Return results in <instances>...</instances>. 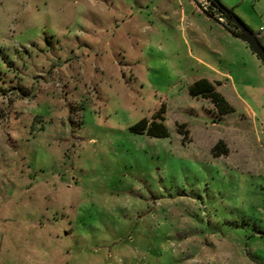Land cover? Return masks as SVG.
Returning <instances> with one entry per match:
<instances>
[{"label": "rangeland", "instance_id": "1", "mask_svg": "<svg viewBox=\"0 0 264 264\" xmlns=\"http://www.w3.org/2000/svg\"><path fill=\"white\" fill-rule=\"evenodd\" d=\"M221 1L264 44V0ZM205 9L0 0V264H264V64ZM209 65L226 115L188 92Z\"/></svg>", "mask_w": 264, "mask_h": 264}, {"label": "trees", "instance_id": "2", "mask_svg": "<svg viewBox=\"0 0 264 264\" xmlns=\"http://www.w3.org/2000/svg\"><path fill=\"white\" fill-rule=\"evenodd\" d=\"M209 1L216 8V12L221 13V15L226 18V21L233 25L234 28H230L228 26L227 27L235 35H239L243 31L237 24V20H240L243 25L248 26L234 11L233 7L225 5L221 0ZM205 11L212 17H214L216 13L206 9ZM259 39L261 40L260 37ZM188 92L193 97H202L209 99L212 102L217 113H219L220 115H226L234 110V106L229 102L224 94L217 89V83L211 81L207 77H201L192 81L188 85ZM165 112V104H162L159 109L152 114L151 118H148L146 116L141 118L133 126H131V130H133L134 132L146 133L154 137L168 136L169 129L165 123ZM178 130L184 134V137L189 134V129L186 127V123H180L178 125ZM228 151L229 149L224 139L222 138H220L212 147V152L214 155H220L222 153L227 154Z\"/></svg>", "mask_w": 264, "mask_h": 264}, {"label": "water", "instance_id": "3", "mask_svg": "<svg viewBox=\"0 0 264 264\" xmlns=\"http://www.w3.org/2000/svg\"><path fill=\"white\" fill-rule=\"evenodd\" d=\"M240 28L243 30L238 36L243 39L257 54L262 63L264 64V44L259 39L257 34L251 30L248 26L243 25L240 20L236 21Z\"/></svg>", "mask_w": 264, "mask_h": 264}, {"label": "crops", "instance_id": "4", "mask_svg": "<svg viewBox=\"0 0 264 264\" xmlns=\"http://www.w3.org/2000/svg\"><path fill=\"white\" fill-rule=\"evenodd\" d=\"M214 18V17H213ZM214 19H216V18H214ZM217 20V19H216ZM219 22V21H218ZM220 25L221 26H223L222 25V23H220ZM225 29H226V31H222L221 29H217V32H218V35H220V36H223V37H225V36H227V37H229V36H231V35H233V36H235L236 38H238L239 36L238 35H235L234 33H232V31L231 30H229L228 28H226L225 26H223ZM225 34H227V35H225ZM214 38V37H213ZM240 38V37H239ZM217 39L215 38L214 39V41L215 42H217L216 44H217V47L215 48L214 47V49H217V50H219V51H221L220 49L222 48V43H220V41L218 42V41H216ZM197 57V59L199 60V61H204L201 57H199V56H196ZM210 66V68L213 70V72L215 73V74H207V73H205V74H201L198 78H201V77H207L208 79H210L211 81H214V82H216L217 83V85H219V84H222L223 83V81H222V77H228V76H230V74L229 73H227V72H225V71H222V70H220V69H218V68H215V67H213V66H211V65H209ZM198 78H196V79H198ZM194 81V80H193Z\"/></svg>", "mask_w": 264, "mask_h": 264}, {"label": "built area", "instance_id": "5", "mask_svg": "<svg viewBox=\"0 0 264 264\" xmlns=\"http://www.w3.org/2000/svg\"><path fill=\"white\" fill-rule=\"evenodd\" d=\"M221 19H224V20H226V18H225L224 16H222V15H221Z\"/></svg>", "mask_w": 264, "mask_h": 264}]
</instances>
